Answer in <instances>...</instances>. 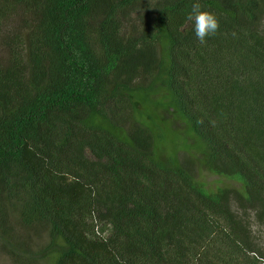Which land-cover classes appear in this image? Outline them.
Segmentation results:
<instances>
[{
	"label": "trees",
	"instance_id": "trees-1",
	"mask_svg": "<svg viewBox=\"0 0 264 264\" xmlns=\"http://www.w3.org/2000/svg\"><path fill=\"white\" fill-rule=\"evenodd\" d=\"M196 2L219 21L205 43ZM251 213L264 222V0H0L12 264H264Z\"/></svg>",
	"mask_w": 264,
	"mask_h": 264
},
{
	"label": "rangeland",
	"instance_id": "rangeland-1",
	"mask_svg": "<svg viewBox=\"0 0 264 264\" xmlns=\"http://www.w3.org/2000/svg\"><path fill=\"white\" fill-rule=\"evenodd\" d=\"M157 110V109H156ZM158 116L162 118V123H168V125H175L178 129V125L171 118V116L167 115L161 109L157 111ZM201 179L205 183L208 184L210 188L216 189L218 187H228V188H239L240 185L236 182L227 180L225 178L213 175L202 168ZM252 215V230H253V240L256 243V247H258L264 253V222H259L254 213ZM0 264H12L11 260L2 253L0 250Z\"/></svg>",
	"mask_w": 264,
	"mask_h": 264
},
{
	"label": "clouds",
	"instance_id": "clouds-1",
	"mask_svg": "<svg viewBox=\"0 0 264 264\" xmlns=\"http://www.w3.org/2000/svg\"><path fill=\"white\" fill-rule=\"evenodd\" d=\"M186 20L194 25L196 37L201 43H205L206 38L214 36L219 29V21L216 15L211 11L202 10V5L199 2L192 5Z\"/></svg>",
	"mask_w": 264,
	"mask_h": 264
}]
</instances>
